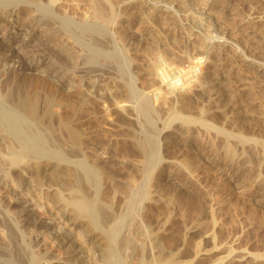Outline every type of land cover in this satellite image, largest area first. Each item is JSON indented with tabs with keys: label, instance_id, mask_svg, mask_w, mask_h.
I'll use <instances>...</instances> for the list:
<instances>
[{
	"label": "rangeland",
	"instance_id": "obj_1",
	"mask_svg": "<svg viewBox=\"0 0 264 264\" xmlns=\"http://www.w3.org/2000/svg\"><path fill=\"white\" fill-rule=\"evenodd\" d=\"M70 1L71 0H69V2ZM145 1L149 4V6H152L151 8L148 7L145 9L146 11L144 10V15L150 12L149 15L147 14V16H144L142 12L133 13L130 17L133 20L132 25L131 22L125 19L124 25H126V29L129 30L126 31L127 33L124 34V40L120 43L124 44L125 47H123V49H126L124 52H127H125L126 60L124 59V63L129 64L126 66L131 71L133 70L132 73L134 74V77H139V79L137 77L135 82V85H137L136 87L141 89L136 88L139 89L138 93L141 91V96L145 95L152 101H159L162 106L160 111L157 109L156 114L152 115V119L156 117L154 120H150L151 123H153L150 125V123H146L148 121L142 120L144 119V116L140 112H136V110H133L134 113H132L133 111L131 112L133 115L130 113L132 116L130 119V114L128 115L127 113L132 110L131 108H129V112H127V110H129L127 109L125 114L116 109H114V111V100L113 102L110 100V102L107 103V107L109 108L108 109L106 107L109 112V114H107L102 110L104 108L98 104V102L92 100L87 102L88 105H82L77 101V97L73 96L71 93L68 96H61V93L59 96L58 94L57 100L62 102V105L59 103V105H55L54 109L57 111L59 106V115L65 119L71 118L70 121L73 125L77 124L78 126H75H80L79 129H82V136L84 135L83 139L81 137V141L83 140L81 145L84 149L82 152H85L86 154H80L82 155L80 158L82 157L85 159L88 156L86 161H90L89 163L94 164L97 171L99 170L98 174L100 182L98 184L99 189L97 191V198H99L98 200H101L102 202H108L107 204L109 205L112 204L111 207L113 212L116 213V216L119 215L121 219V228L124 226L121 229L122 234L125 233L124 235H130L129 238L131 240L133 239L131 243H135L133 246L130 244L131 247L130 245L127 247L129 249L122 251V259L124 261L133 263V261L136 262L140 259H151V256L157 253V250H153L152 248H154V241L158 238L160 241L163 239L161 242L164 249L160 252V254L164 257L174 256L177 259L191 258L193 256V251L196 248L211 249L212 247L218 245V253L216 252V255H212L213 259L219 256L222 252H226L229 248L231 249L232 247L233 249V247H235L236 249H233L232 256L222 264H243L244 261L233 260V257L235 258L241 252H245V248L248 253L264 255V23L259 24L253 21H246L248 14H250L251 9H254V6L264 10V0ZM153 6H160L164 11H166V13L172 15L176 20H169L168 16L166 18V16L161 17L159 14L156 15L155 12L153 13ZM205 8H211L210 10H212L213 18L207 17L204 12ZM21 13L22 14L20 16V12L17 11L10 19V24H4L5 22L2 23L0 21V36L3 35V33H8V31L11 32L18 29V41L28 35L26 36L27 40L31 39L30 41H32V43L28 46V49H31L33 48L32 46L39 45L42 41H45L46 31H44L41 26L43 25V22L40 26L34 25L33 28L25 26L27 24L20 21H28V17H25L27 14L24 15L23 12ZM20 24L22 25L20 26ZM23 25L24 28L26 27L25 29L23 28ZM2 26H5L6 28H3ZM23 34L25 36H22ZM197 35L201 36V38L206 40V42L204 41L205 43H203L199 41ZM136 38H138V41ZM55 39L56 38L51 37L48 42L51 43V45H58V38L57 40ZM154 40H156L155 43L153 42ZM216 40H220V42L216 43ZM126 41L130 44L128 43L129 45H127ZM136 41H140L139 45L141 47L137 48V45H134ZM122 44L121 47L123 46ZM126 46H129L128 48H130L131 52L136 50L135 54L139 57H137V61L135 60L136 63L133 59L131 60V52H129L130 50H128ZM143 46H146V48ZM41 49L42 50L39 53L50 58L55 68L61 65L64 66V68L67 67V60L61 55V53L57 51L54 52L51 48H49V46L46 48L42 47ZM202 51L206 52L207 55L210 53L212 54L214 51L217 52L219 57H221L222 64L218 65L217 70L226 73L230 72L232 75L230 76V81L227 82L228 89L231 87L230 89L232 90L231 91L229 89L231 93L227 98V101L224 98L223 101V99L221 100L217 97L214 92L215 85L212 81H207V83L203 84L198 94H196L197 97L190 94V92L186 90L185 86L179 90L177 94L178 97H161V93H158L155 90L157 85L153 84L152 77H149L150 75L148 73L147 76L145 72H142L143 70L141 72H134L137 71L136 65L138 62V64L142 62L141 64L146 66L147 62H151V60H161L162 62H166L165 64L175 61L174 64L171 63L173 66L168 68V74L173 72L175 74L178 73L179 75H182L183 72H185V70L192 65L191 63L194 55ZM54 54L57 55L59 59ZM1 56H3L7 65L10 67L0 70V90L11 85L16 87L18 80L20 81V78L24 74L20 78L11 77L10 80L8 78L9 81H6L5 77L7 74L5 72L15 71L16 65L18 64L17 59L15 58L16 56L15 54L14 56L10 55L9 52L5 55L2 53ZM12 56L14 57V60ZM172 56L175 57V60ZM171 58L173 60H171ZM99 62L93 61L87 64L88 70L92 69L94 71L95 69L97 70L98 67V69H100L101 65ZM15 63L17 64L15 65ZM46 65L47 63H44L43 66ZM202 67L203 66H197V71L199 73L205 71L206 68ZM8 69L9 71H7ZM114 69L115 67L111 68V70L109 69L110 71L113 70L110 72L113 77L120 78L122 74L123 76H126L127 72H124L125 74L121 72L116 73L117 70ZM25 74H28V71H26ZM83 79L85 86L84 92L86 93V90L90 89L87 80L91 78L88 76V79L87 77ZM193 79L198 80L196 77H193ZM221 79L224 80L225 78ZM184 81L185 78H183V81L180 80L179 82L181 83ZM224 81L228 80L226 79ZM33 82L34 83L29 82L27 84L26 88H28L29 91H32L30 88L33 89V87L38 85L35 81ZM193 83H196V81ZM31 84L32 86L30 87ZM68 87L70 90L71 87L67 86V88ZM118 91L119 90H117V92ZM112 92L117 93L116 87L113 88ZM127 93L128 92L125 91L122 95V91L121 94L119 91V96L121 95L123 100L125 99L128 103H130V94L125 96ZM59 98L65 99L66 102L65 100L61 101L62 99L59 100ZM125 100L124 103L127 104ZM134 101L137 102V100ZM138 102L140 103V101ZM100 108L102 109L100 110ZM173 110L175 112L197 117L201 121L203 120L212 128L211 133L213 134H216L214 133L213 127H215V129H219V131H221L222 128L223 130L231 129L235 132V134L239 131L240 135L237 134L239 138L236 137L233 140L235 142L244 140L245 143H243V148L237 149V151H224V149L218 145V142H220L223 137L222 133L217 134L219 137H217L218 141H216V144V142H214V140H212V138L208 135L205 136V138L192 139V141L189 142L185 140V136L182 134L172 133L173 135H171L170 131L161 132L160 129L162 128V122H166V118ZM109 116H111V118L117 117L119 119L117 120L116 118L117 123L121 120L123 124L119 123L118 126L117 123L110 122L108 120V118H110ZM119 116L121 117L119 118ZM72 119H74L75 122H73L74 120ZM85 128L88 129L86 130ZM151 130H155L153 132H157L158 134H154ZM147 133L151 135H145ZM138 138H142L140 141H143L142 143H144L145 147L148 145L146 149L150 148L148 142H151V138L156 139L157 142L154 139L152 141L157 143L155 145L157 146V149L156 147L155 149L158 150V155L164 159L162 161V166L157 165L150 169L148 167L147 169L139 167V160L142 159V157L140 156V147L137 143ZM259 139L262 140V142ZM62 143L63 142H61V144ZM195 145L200 146V150L197 149ZM3 148L2 150L5 151ZM148 151L150 152V150ZM90 152L93 153L91 154ZM206 158L208 161H206ZM183 161H188L186 162L188 164L186 165L187 167L183 164ZM37 165L38 164L33 163L32 167L30 166V168H28L25 176L27 178L25 182L31 181L32 183L34 181V184H32L34 185L32 187L33 189L34 187L40 189L43 186V183L45 184L48 181L44 176L45 174H49L48 168H41ZM151 174L153 177H150ZM28 179L30 181H28ZM65 180L66 182L68 181V184L72 183V180L69 179L71 181L70 182L68 178ZM147 180L150 183L147 182ZM66 182H64V187L68 186ZM140 187L143 188L142 196L144 195L143 197L141 196L142 198H140V201H143H139L138 205H136L139 208L135 207V211H129L126 209L127 202L132 199L133 194ZM9 189L10 187H5L3 183H0L1 207H11L13 204L15 199L14 193L17 190ZM37 189L36 191L33 190V192L35 196L38 197H36L37 200L40 199L39 201H42L41 196L38 193L39 190ZM42 191H44L43 193L45 194L43 195L46 198H44L43 201L46 200L49 202L51 201L52 203H57L59 198L55 197L57 194V192L55 193V190L48 191L43 189ZM46 195L49 197H46ZM56 196H58V194ZM25 205L24 200L21 199L18 206L11 207V211H16V214ZM60 206L63 207L62 204H59V207ZM136 208H138V211ZM36 209H39L37 210L38 212H36L38 213L37 215L41 218L43 217L45 222L49 223L51 221L52 216L44 214L43 209H40L39 207ZM73 209V207L68 209L70 210V214L68 215L69 218L76 215V212L75 210L73 211ZM120 214L122 216H120ZM123 214H125V216H123ZM121 217L124 219L122 220ZM2 219L3 218L1 216L0 220ZM12 220L10 218L7 220L8 222L10 221L9 224L11 225V230L9 231L8 236L5 232L1 231L0 228V245L3 247L8 245L7 247L5 246V249L8 252H6L8 254H6V256L17 257V255H20L22 258H28L30 255L38 253L37 256L39 257L43 255L45 257L48 256L46 258L54 259V264H57L55 259H66L64 247L56 246L47 232H44L43 228L40 230L38 237H36L38 240L35 239L34 241L33 238L29 240V245H31L30 249L33 252L28 247L24 250L23 242L20 241L22 238L19 237V232L18 230L16 231V228L14 227L16 226L15 221L17 219L12 217ZM56 222H53L52 227L56 226ZM84 223L86 224L87 222L83 221L81 224ZM28 233L30 232L28 231ZM92 233L96 237L100 236L99 232ZM11 234L12 237L14 236L13 238H11ZM74 234L77 233L74 231ZM161 236L163 237L160 238ZM167 236H169V238H167ZM16 237L17 239H15ZM171 239L174 240L171 241ZM20 242H22L23 246ZM169 249L172 252L174 251L171 253L172 255H170ZM151 250L156 253L152 254L153 252H151ZM20 252L23 255H21ZM166 252L167 254H164ZM204 257L202 255L196 257L194 259V264H205L209 257ZM87 259L88 258L84 257L83 262L80 264H85L84 261H87ZM88 260L89 261L86 263L96 264L93 259Z\"/></svg>",
	"mask_w": 264,
	"mask_h": 264
},
{
	"label": "bare ground",
	"instance_id": "obj_2",
	"mask_svg": "<svg viewBox=\"0 0 264 264\" xmlns=\"http://www.w3.org/2000/svg\"><path fill=\"white\" fill-rule=\"evenodd\" d=\"M71 1L69 2V0H0V21L2 23L5 22L4 24H10L9 23L10 19L17 11L20 12V16L22 14L21 12H23L24 15L27 14L25 17L26 18L28 17L27 18L28 21L23 22L21 20L20 22L27 24L25 26L29 28L31 27L33 28L34 25L40 26V24L43 22V25L41 26L43 27V30L46 31L47 33V34L45 33L46 35L45 41H42L39 45L32 46L33 48L30 47L31 49H28V46L32 43V41H30L31 39L27 40L26 36L28 35L25 36L23 34L22 36L25 37H23L20 41H18L17 39L19 35L18 29L11 32L8 31V33L6 34L3 33V35L0 36V54L2 55L3 53L5 55L7 52H9V54L13 56L15 54L16 56L15 58L17 59L18 62V64L15 63V65L16 64L17 65L14 72L9 71V69L7 70L9 72H5L7 73L5 76L6 81H9L11 77L20 78L24 74L23 75L24 77L22 76L20 78V81L18 80L17 82L18 84L17 83H16L17 85L15 84L16 87L11 85L8 87L6 86V88L2 87L4 89L0 90V154H1L0 183L1 184L3 183L5 187H10L9 190H14V189L17 190L14 193L15 199L11 207L18 206V203L21 202V199L24 200L26 204L23 208L19 210L18 213L15 214L16 211L14 209L13 210L15 212L11 211L12 209L11 207H6V208L1 207L2 204L1 202L0 215L3 218L2 220H0L1 231L5 232L8 236L9 235L8 233L11 230V225L9 224L10 221L8 222L7 220L9 218L12 220V217H15L17 220L15 221L16 223L14 222L16 225L14 227L16 228V231L18 230L19 232L18 235H20L19 237L22 238V240L20 241L23 242L24 245L23 248L25 250L26 247L30 249L31 245H29V240L33 238V240L35 241V239H37L36 237H38L39 235L40 230L43 228L44 232H47V234L49 235V237L52 238L53 243L56 246L64 247L65 249L64 251L66 253V259L63 260H61L62 258H60L59 260L55 259L57 264H80L83 262L84 257L90 260L93 259L96 264H194V259L200 255H202L203 257L204 256L209 257V259H207L208 261L205 264L224 263L227 259H229V257L232 256L233 249L235 247H233V249L232 247L231 249L229 248L226 252L224 253L222 252L219 256L213 259L212 255L213 254L216 255L218 253L217 252L218 245L214 247L211 246L212 247L211 249L208 248L197 249L196 248L197 245H196L195 247L196 249H194L193 256L191 258L177 259L174 256L173 257L161 256L162 254H160V252H162V250L164 249L163 244L161 242L163 239L160 241L157 237H156L157 239L154 241L155 243L154 244L152 243L154 247L152 249L153 250L156 249L157 253L158 252L159 253L157 254L155 252L156 253L155 254L151 250V252H153L152 254H155V255L151 254L152 255L151 259L148 260L140 259L138 261H136L137 260L136 259L135 260L136 262L133 261V263L132 262L128 263L122 259V251L129 249L127 247L130 244L133 246V244L135 243L133 244L131 243L133 239L131 240L129 238L130 235L127 236L124 235L125 233L122 234L121 229L124 226L121 228L122 226L121 219L119 215L116 216L115 215L116 213L113 212L111 207L112 204L109 205L107 204L108 202L106 203L104 201L105 202L104 203L101 200H98L99 198H97V193H98L97 191L99 189L98 184L100 182V178L98 174L99 170L97 171L96 166L94 164L89 163L90 161L89 162L86 161L87 160L86 158L88 157L87 155L85 159L82 157L80 158V156H82L80 154L85 153L82 152V150L84 151V149L82 148L81 145L82 144L81 142L83 141V140L81 141V137L82 139L84 137V135L82 136V132H81L82 129L81 130L79 129L80 126L76 127L75 125L77 124L75 123H74L75 125H73V123L70 121L71 118L70 119L67 118L68 120L62 118L58 113L59 106L57 111L56 109H54V107L55 105H59V103L60 105H62V102L57 100L58 94L59 96L60 93L61 96L63 95L68 96L71 93L73 96L77 97L76 98L77 101L82 105L85 104L88 105L87 102L88 101L90 102L92 100L98 102V104H100L105 109L104 110L100 108V110L102 109L107 114H109L107 110L108 108L107 103H109L110 100L111 102H113L114 100L115 107H113V110L116 109L119 112L125 114V111L131 108L132 109L131 111L130 109L127 110V112L130 111L129 113H127L128 115L133 110L134 111L136 110V112L138 113L140 112L144 116V119L142 120L148 121L146 123H150V125L153 123V122L151 123L150 121L152 119L151 117H153L152 115L156 114L157 109H159L160 111L162 106L159 101H152L145 95L141 96L142 95L140 94L141 91L140 93H138V90L140 88L136 87L137 85H135L138 76L134 77V74L132 73L133 70L131 71L127 67L129 64L124 63V59L126 58L125 56L126 51L124 52V50L126 49H123V47L125 46L124 44L120 43L122 40H124L125 37L124 34L127 33L126 31L129 30L126 29V25H124L125 19L131 22L132 25L133 20L130 17L133 13L142 12L144 15V12L146 11L145 9H147L148 7L151 8L152 6H149V4L145 0H71ZM153 7H154L153 13L155 12L156 15L159 14L161 17L166 16V18L168 16L169 20H176L172 15L166 13V11H164L160 6H156V7L153 6ZM210 9L211 8H205L204 12L206 13L207 17L213 18V13L212 10ZM149 13L147 14L149 15ZM147 14H145L144 16H147ZM246 21H253L259 24L260 23L263 24L264 10L258 8L257 6H254V9H251L250 14H248ZM21 25L22 24H20V26ZM5 26L2 27L4 28ZM0 33H1V28H0ZM51 37L56 38L55 40H57L58 38V43H57L58 45H51V43L48 42V40L51 39ZM197 37L199 41L203 43L206 42V40L201 38V36L197 35ZM136 40L138 41V38H136ZM137 41L136 43L134 42L135 43L134 45H137L136 46L137 48L141 47L139 45L140 41L139 42ZM155 41L156 40H154L153 42L155 43ZM215 42L219 43L220 40H216ZM128 43L127 45L130 44ZM121 44L123 45L122 47ZM48 46L54 52L57 51L61 53V55L67 60L66 68H64V66L62 65L55 68L50 58H48L46 55H41L39 53L42 50L41 49L42 47L46 48ZM128 47L129 46H126V48L130 50V48ZM143 47L146 48V46ZM135 51L132 52L131 50L129 51L131 52L130 58L131 60L133 59L134 62L136 59L139 58L138 56H136ZM1 55H0V70L9 68L10 66L7 65L6 60ZM206 55H207L206 52L203 51L194 55V57L192 58L193 59L191 63L192 65L188 69H186L182 75H179L178 73L175 74L173 72L168 74V68L170 66H173L175 62V61L173 62L171 61L173 60L172 58L170 61L173 64L171 63L165 64L166 62H162L161 60H160L161 62L157 60L155 61L151 60V62L149 61L150 63L147 62V65L143 66L141 64L142 62L140 64H138L139 63L138 62L136 65L137 71L134 72H141L143 70L142 72L143 73L145 72L147 76L149 74L150 75L149 77H152L153 84L157 85L155 90L158 93H161V97L175 98V96H177L179 90L183 86H185L186 90H188L190 94L196 96V94H198L204 83H207V81H212L214 82L215 85L214 92L216 93L217 97L221 100L224 98L227 101V98L231 93L230 92L231 87L229 88L230 89L229 90L227 87V82L230 81L231 79L230 76L232 75L230 74V72L226 73L217 70L218 65L219 64L222 65L221 57H219V54L217 52L214 51L212 54L210 53L207 56ZM173 58L175 60V57ZM93 61L95 62L100 61L99 64L101 65L100 69H98L99 68L98 67L97 70L95 69L96 71L94 70L95 72L91 68H89L91 70H88V65H87ZM44 63H47V65L43 66ZM197 66H203L206 69L205 71H202V73L201 72L199 73L197 71ZM113 67H115V69L117 70L116 73L127 72L126 76L120 74L121 75V76L119 75L120 78L113 77L112 74L110 73L113 71V70L110 71L111 68ZM26 71H28V74H25ZM88 76L91 79H88ZM85 77H87L88 79L87 82L90 88L89 90L85 89L86 93L84 92L85 86L83 83L84 80L83 78ZM193 77L198 78V80L197 79L194 80ZM183 78H185V81L180 83L179 81L180 80L183 81ZM221 78L223 79L225 78L224 80L227 79L228 81H224ZM27 81L31 83H34L33 81H35L36 84L38 85L33 87V89L30 88V90L32 91H29V89L26 88L27 84L29 83ZM194 81H196V83H193ZM31 86L32 84L30 85V87ZM67 86H70L71 89L69 90V87L67 88ZM114 87H116V92L117 90H119L121 94L122 91V95L123 92L125 91L128 92L125 96L130 94L129 95L130 103H128L125 99L124 100L126 101L127 104L124 103L122 96L121 95L119 96V91L117 93H113L112 91ZM61 99L59 98V100ZM64 100L65 99H62L61 101ZM134 100H137V102ZM138 101H140V103ZM134 111L132 113H134ZM131 114H130V119L132 117ZM109 117L110 118L108 117L107 118L112 123H117V120H119L117 117L115 118H111V116ZM120 117L121 116H119V118ZM166 119H167L166 122L165 121L162 122L163 124L160 131L161 132L170 131L171 135H173L172 133L182 134L185 136V140L189 142H191L192 139H201L203 137L205 138V136L207 135L210 138H212L214 142H216L218 141L217 137H219V135L217 134L222 133L223 137L221 138L220 142H218V145L219 147L224 149V151L225 150L237 151V149L243 148V143H245L244 140H239V142H235L233 140L234 138L238 137L237 134L240 135L239 131H237V134H235V132L231 129L223 130V128L222 129L220 128L221 131H219V129H215V127H213L214 133H216L213 134L211 133L212 128L206 122H204L203 120L201 121L197 117L191 115L182 114L179 112H175L173 110L170 112L169 116ZM73 122H75V120ZM119 123L123 124L121 120ZM119 123H117V125ZM85 129L87 130L88 128ZM152 132L151 134L153 135L154 132L153 133ZM145 135L150 136L148 133ZM140 139L142 138L137 139V143L138 146L140 147L139 150L141 153V155L140 154L139 155L142 157V159L139 160V167L140 168L142 167L143 169L144 168L147 169L148 167L150 169V168H154L157 165L162 166L163 164L162 161L164 159L158 155L159 152H157L158 151L156 150L157 146H155L157 144L156 139L151 138L152 140L154 139L156 142L152 140L151 142L150 141L148 142L150 147L149 149H146L148 145L145 147L144 143H142L143 141H140ZM260 141L262 142V140ZM61 142H63L62 143L63 145L61 144ZM195 147L199 150L201 148L198 145L197 146L195 145ZM2 148L5 149V151L2 150ZM148 150H150V152ZM206 161H208L207 158ZM186 162L188 161H185L183 163L185 166L188 165ZM33 163L38 164L41 168L47 167L49 171V174L44 175L48 181L45 184L43 183V186L41 188L39 187L40 189H37L35 187L34 189L32 188L34 186L32 185L34 184L33 183L34 181L31 183V181L28 179V181L30 182H25L27 180V178L25 177L27 174V170L28 168H30V166L32 167ZM150 177H153V175L151 174ZM66 178H68V180L69 179L72 180V183L68 184L67 183L68 181L66 182L65 180ZM64 182L68 184L67 187L66 186L64 187ZM147 182L149 181L147 180ZM36 189L39 190L38 193L40 194L42 201H39L40 199L37 200L38 197L35 196L33 192V190L36 191ZM43 189L44 190L46 189L48 191L55 190V193L57 192L58 194V196H56L57 195L56 194L55 197L59 198V199L57 198L58 199L57 203H52L51 201L49 202L46 200L43 201V199L45 198L43 195L45 193H43L44 191H42ZM142 189L143 188L140 187L135 191L132 199L129 202H127L126 209H128L129 211L131 210L135 211V207H138L136 205H138L140 198L144 196V195L142 196ZM46 197L49 196L46 195ZM59 204H62L63 207L60 206L61 207L60 208ZM71 206L74 208L73 211L75 210L76 215L72 218H69L68 217V215L70 214L69 211L72 209L70 210L68 209L72 208ZM37 207L43 209L44 214H47L48 216H52L51 221L49 223L45 222L44 221L45 219L43 220V217L41 218L37 215L38 213L36 212H38L37 210H39L36 209ZM138 208H136V210ZM120 216L122 215L120 214ZM123 216H125V214H123ZM123 219L124 218H122V220ZM83 221H86L87 223L81 224ZM53 222L57 223L55 227H52ZM28 231L30 233H28ZM74 231L77 234H74ZM92 232H99L100 236L98 233L99 237H96L95 235H93ZM13 237L11 234V238ZM162 237L163 236H161L160 238ZM167 238H169V236H167ZM15 239H17V237ZM173 240L171 239V241ZM12 241L14 242L13 239ZM22 242H20L21 245ZM5 246L7 247L8 245ZM5 246L3 247L0 245V264H44V262L45 264H54L53 263L54 259L46 258L48 256L45 257L43 255L39 257L37 256L38 253L37 254L35 253L36 255L32 253L33 255H30V257L28 258H22L20 255H17V257L15 256L8 257L6 256L8 252L5 249ZM169 251H170V255H172L171 253L174 252V251L172 252L170 249ZM244 251L245 252H241L237 257L235 258L233 257V260H240V261L242 260L244 261L243 264H264L263 254L248 253L246 252V248L244 249ZM164 254H167V252ZM21 255L23 254L21 253ZM88 259L87 261H89ZM87 261H84V263L88 264L86 263Z\"/></svg>",
	"mask_w": 264,
	"mask_h": 264
}]
</instances>
